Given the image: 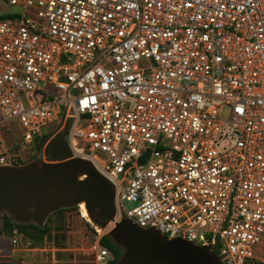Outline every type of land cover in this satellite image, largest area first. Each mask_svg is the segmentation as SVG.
I'll return each mask as SVG.
<instances>
[{
	"label": "built area",
	"instance_id": "obj_1",
	"mask_svg": "<svg viewBox=\"0 0 264 264\" xmlns=\"http://www.w3.org/2000/svg\"><path fill=\"white\" fill-rule=\"evenodd\" d=\"M70 120L115 222L264 264V0H0V166Z\"/></svg>",
	"mask_w": 264,
	"mask_h": 264
},
{
	"label": "water",
	"instance_id": "obj_2",
	"mask_svg": "<svg viewBox=\"0 0 264 264\" xmlns=\"http://www.w3.org/2000/svg\"><path fill=\"white\" fill-rule=\"evenodd\" d=\"M63 132L50 135L39 157L23 166H0V213L19 224L44 227L63 209L85 203L92 221L123 250L116 264H223L211 247L183 239L170 240L156 229H143L130 219L115 222L116 190L89 159L74 155ZM53 138V142H48ZM44 149L52 162L44 158Z\"/></svg>",
	"mask_w": 264,
	"mask_h": 264
},
{
	"label": "rangeland",
	"instance_id": "obj_3",
	"mask_svg": "<svg viewBox=\"0 0 264 264\" xmlns=\"http://www.w3.org/2000/svg\"><path fill=\"white\" fill-rule=\"evenodd\" d=\"M17 134L16 129L2 130L0 138L11 146L19 140ZM11 153L20 155L16 158V164L23 166L35 161L39 157L40 149L33 145L26 150H15ZM44 158L47 162L53 160L45 149ZM126 207L128 211L132 208L128 203ZM3 219L4 216L1 213L0 264H95L92 253L93 246L99 235L102 238L108 233L107 230L96 231L97 228L95 227V229L88 222L90 218L83 205L53 214L48 218L46 222L48 234L39 244L29 237L21 235L17 230L18 244L14 245L12 235H6L2 230ZM11 219L13 218L11 217Z\"/></svg>",
	"mask_w": 264,
	"mask_h": 264
},
{
	"label": "trees",
	"instance_id": "obj_4",
	"mask_svg": "<svg viewBox=\"0 0 264 264\" xmlns=\"http://www.w3.org/2000/svg\"><path fill=\"white\" fill-rule=\"evenodd\" d=\"M46 138H47V135H44L43 137H39L34 143L35 147H37L41 150V146H42V144ZM49 155L52 158V155L51 154H49ZM17 166H20V165L18 164ZM64 210H67V209H63V210L56 212V213H60ZM56 213H54V214H56ZM2 215L4 216V219L2 220V223H1L2 230L6 235H12L14 229H17L21 235L29 237L34 242L39 244L44 240V238L48 234L49 230L46 227V224L44 225V227H39L33 223H31V224H19V223H16L15 221H13V219H11V217H9V215L7 213H2ZM88 222H90L93 225V227H96L97 230L99 232H101V229L97 225H95L91 220H89ZM101 242L104 246L108 247L114 253L115 259H114L112 264H116L120 260L122 254H123V250L121 248H119L117 245H115V243L112 241V239L110 237H108L107 235L102 237Z\"/></svg>",
	"mask_w": 264,
	"mask_h": 264
},
{
	"label": "bare ground",
	"instance_id": "obj_5",
	"mask_svg": "<svg viewBox=\"0 0 264 264\" xmlns=\"http://www.w3.org/2000/svg\"><path fill=\"white\" fill-rule=\"evenodd\" d=\"M81 205H83L84 207H85V210H86V212H87V214H88V216H89V218H90V220L92 221V219H91V217H90V215H89V213H88V211H87V208H86V205H85V203H82ZM80 205V206H81ZM93 222V221H92ZM94 223V222H93ZM95 224V223H94ZM96 225V224H95ZM98 226V225H97ZM114 226V224H111L107 229H102L100 226H98L101 230H107V232L112 228Z\"/></svg>",
	"mask_w": 264,
	"mask_h": 264
},
{
	"label": "flooded vegetation",
	"instance_id": "obj_6",
	"mask_svg": "<svg viewBox=\"0 0 264 264\" xmlns=\"http://www.w3.org/2000/svg\"><path fill=\"white\" fill-rule=\"evenodd\" d=\"M48 142H53V138H51ZM44 143V142H43ZM49 154V153H48ZM78 207H80V205L78 206Z\"/></svg>",
	"mask_w": 264,
	"mask_h": 264
},
{
	"label": "crops",
	"instance_id": "obj_7",
	"mask_svg": "<svg viewBox=\"0 0 264 264\" xmlns=\"http://www.w3.org/2000/svg\"><path fill=\"white\" fill-rule=\"evenodd\" d=\"M1 139V138H0Z\"/></svg>",
	"mask_w": 264,
	"mask_h": 264
}]
</instances>
